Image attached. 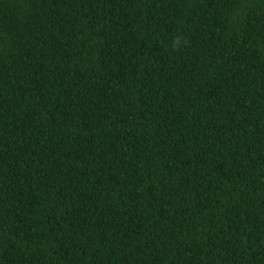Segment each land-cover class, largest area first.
Wrapping results in <instances>:
<instances>
[{"label": "trees", "instance_id": "1", "mask_svg": "<svg viewBox=\"0 0 264 264\" xmlns=\"http://www.w3.org/2000/svg\"><path fill=\"white\" fill-rule=\"evenodd\" d=\"M0 264H264V0H0Z\"/></svg>", "mask_w": 264, "mask_h": 264}]
</instances>
